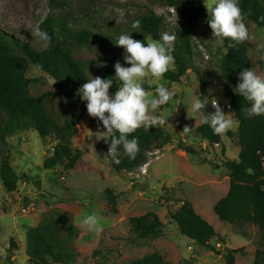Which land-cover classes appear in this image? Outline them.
Segmentation results:
<instances>
[{
    "label": "rangeland",
    "instance_id": "rangeland-1",
    "mask_svg": "<svg viewBox=\"0 0 264 264\" xmlns=\"http://www.w3.org/2000/svg\"><path fill=\"white\" fill-rule=\"evenodd\" d=\"M147 9L165 17L162 33L174 35V27L179 25L175 9L161 5L157 0H66V4L62 1L61 5L51 0H0V28L29 44L42 46V41L32 37L31 30L39 28L40 22L49 15L67 17L74 28L87 26L94 31L106 28L122 30ZM206 15V22L197 25L192 34V68L180 81L173 82L164 77L161 81L151 77L144 81L143 87L149 93L154 94L155 86L165 81L166 86L176 92L170 104L158 110L165 116L164 127L174 141L159 150L151 149L146 165L129 172L116 171L111 165V162L116 163L114 158L98 145L101 138L97 137L103 134L100 131L104 128L89 116L87 109L72 138L73 151L80 152V158L72 168L68 159L46 168L43 162L52 139H42L30 126L6 137L5 153L19 180L12 192H8L0 180V264H26V230L60 212L71 215L78 228L73 239L77 253L75 264H123L151 252L160 253L173 264H225L222 254L199 246L179 232L171 214L182 200L189 201L195 211L224 237L225 246L235 250L236 264H251L257 228L249 224L246 227L248 235L243 237L213 211V205L228 188L223 161L236 158L239 149L236 136L227 132L222 135L220 144L209 145L194 131L201 123L200 114L190 117L192 98L200 96V76L206 81L204 101L214 111L213 101L226 109L223 107L226 97L218 64L221 53L228 50L229 40L212 36L207 10ZM244 22L250 39L240 44L246 47L251 69L264 76V27H258L250 20ZM74 56L90 61L94 68L103 67L110 59L130 66L124 62L120 46L117 52L95 51L82 46L75 50ZM171 69L174 70V65ZM26 77L29 79V91L35 97L45 91H56L55 80L31 63ZM4 118L0 109V124ZM186 124L189 126L187 131L184 130ZM236 127L237 122L230 131L234 133ZM179 138L197 149L198 154L176 153L173 149ZM106 188H110L117 197L115 212L107 203ZM30 204L34 209L23 211ZM148 211L155 212L162 220V233L158 237L139 239L130 230L129 218ZM92 214L102 225L99 234L87 231L82 223L85 216ZM217 248L222 252L221 246L217 245Z\"/></svg>",
    "mask_w": 264,
    "mask_h": 264
},
{
    "label": "trees",
    "instance_id": "trees-1",
    "mask_svg": "<svg viewBox=\"0 0 264 264\" xmlns=\"http://www.w3.org/2000/svg\"><path fill=\"white\" fill-rule=\"evenodd\" d=\"M66 4V0H51ZM161 5L175 9L179 25L174 27V70L164 73V78L178 82L192 68V34L197 25L207 20L203 0H157ZM244 20L253 21L258 27H264V0H239ZM135 20L141 22L136 31L131 29ZM132 22L119 29H97L87 26L74 28L67 17L53 14L40 22L39 28L51 37V43L32 45L14 37L0 28V109L5 118L0 124V180L8 192L16 189L19 176L14 171L9 156L5 153L6 137L14 132L32 127L42 139H52L47 148L48 156L43 165L53 167L68 159L74 167L80 158L78 150L73 151L72 138L78 131V122L86 110V101L77 96L76 90L95 76L111 78L114 93L120 82L114 77V59L107 60L101 68H94L90 61L74 56L77 48L87 47L91 50L117 52L114 41L120 34H131L134 39L146 43L148 37L158 40L162 34L166 19L151 9L138 14ZM133 31V32H132ZM229 46V45H228ZM46 72L56 82V91H45L35 97L29 91V79L26 72L29 65ZM221 85L226 97V113L237 122L236 131L228 135L236 136L239 146L236 158H226L229 186L226 194L214 205L213 211L221 221L233 226L243 237L248 235L246 227L251 224L257 228V243L252 264H264V115L249 118L245 109L249 103L232 91L238 83V74L244 69H251L246 47L236 44L221 53L218 64ZM200 98L204 100L206 81L199 77ZM207 113L215 111L208 104ZM181 118L184 117L183 109ZM189 129V126L186 124ZM194 131L202 136L209 145L220 144L222 135H216L207 124H199ZM131 136L139 138L140 151L135 159L123 154L119 163L111 162L112 167L120 171H132L146 164L151 149H161L173 143L171 133L163 126H150L149 130L139 128ZM99 147L108 152V143L101 138ZM175 149L190 154L198 150L187 144L184 139H177ZM225 152L224 148L221 149ZM206 161V160H204ZM107 203L115 212L116 195L110 188L105 189ZM179 232L194 240L199 246L217 254H222L225 264H236L235 250L225 246V239L214 226L202 217L187 200L171 214ZM130 230L139 239L158 237L162 233L163 222L153 211L129 218ZM76 225L67 212L51 214L36 226L25 232L26 264H75L77 253L73 247ZM10 243L12 246L15 244ZM217 245L222 247V252ZM8 257V256H7ZM11 263V261H10ZM123 264H173L160 253L151 252L140 258L131 259Z\"/></svg>",
    "mask_w": 264,
    "mask_h": 264
},
{
    "label": "clouds",
    "instance_id": "clouds-1",
    "mask_svg": "<svg viewBox=\"0 0 264 264\" xmlns=\"http://www.w3.org/2000/svg\"><path fill=\"white\" fill-rule=\"evenodd\" d=\"M203 3L208 12L212 36L228 38L230 47L250 39L239 0H203ZM140 25L141 22L135 20L131 23V29L136 31ZM31 34L42 41L45 48L50 45L51 37L46 31L35 28ZM174 40L175 36L167 32L162 33L158 40L149 39L146 43L134 39L130 33L120 34L113 41L122 47L123 60L130 66L122 65L119 60L114 64V77L120 82L117 90L110 94L114 80L100 76H92L76 90L75 94L86 101L89 116L102 124L104 130L100 132L103 134L97 139L103 138L108 143L107 153L116 163L120 162L121 149L129 159H135L139 153V138H129L132 133L139 128L147 131L150 126H163L166 123L165 116L158 110L169 105L176 92L166 86V81L155 86L154 94L146 91L143 84L148 77L161 81L164 73L171 70L175 63L172 54ZM232 91L249 103L245 109L249 118L264 115V76L252 69H244L239 72L238 83L232 87ZM207 105L200 96H194L190 104V117L195 118L200 114L201 124H207L216 135H224L234 127V120L216 101L212 103L214 113L205 111ZM184 130H188L186 126ZM82 223L89 232L99 234L102 231L95 214L85 216Z\"/></svg>",
    "mask_w": 264,
    "mask_h": 264
},
{
    "label": "built area",
    "instance_id": "built-area-1",
    "mask_svg": "<svg viewBox=\"0 0 264 264\" xmlns=\"http://www.w3.org/2000/svg\"><path fill=\"white\" fill-rule=\"evenodd\" d=\"M170 9H172V8H170ZM215 101H213V103H214ZM219 106H220V104L219 103H217ZM221 107V106H220ZM222 110H223V108H222ZM224 112H226V109L225 110H223ZM228 116H230L229 114H227ZM52 145V142L50 143V145L49 146H51ZM145 171V169H144V166H143V168H142V172H144ZM31 209H34V206H33V204H30V205H27V206H25L24 208H23V211H25V212H28V211H30Z\"/></svg>",
    "mask_w": 264,
    "mask_h": 264
},
{
    "label": "crops",
    "instance_id": "crops-1",
    "mask_svg": "<svg viewBox=\"0 0 264 264\" xmlns=\"http://www.w3.org/2000/svg\"><path fill=\"white\" fill-rule=\"evenodd\" d=\"M172 147H173V146H172ZM171 149H172V148H171ZM173 150H175V152L178 153V154H179V153H180V154L182 153V154L186 155V154H185V153H186L185 151H182V150H179V149H175V148H174ZM180 154H179V155H180ZM145 165H146V164H145ZM228 186H229V180H228ZM227 190H228V188H227ZM226 192H227V191H226ZM225 194H226V193H225ZM252 261H253V260H252ZM251 264H252V262H251Z\"/></svg>",
    "mask_w": 264,
    "mask_h": 264
}]
</instances>
